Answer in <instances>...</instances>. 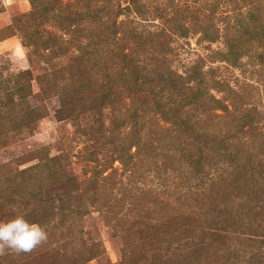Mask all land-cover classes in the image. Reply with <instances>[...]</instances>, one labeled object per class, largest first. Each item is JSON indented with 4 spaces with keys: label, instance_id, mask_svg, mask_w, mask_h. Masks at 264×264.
Masks as SVG:
<instances>
[{
    "label": "rangeland",
    "instance_id": "obj_1",
    "mask_svg": "<svg viewBox=\"0 0 264 264\" xmlns=\"http://www.w3.org/2000/svg\"><path fill=\"white\" fill-rule=\"evenodd\" d=\"M0 264H264V0H0Z\"/></svg>",
    "mask_w": 264,
    "mask_h": 264
},
{
    "label": "clouds",
    "instance_id": "obj_2",
    "mask_svg": "<svg viewBox=\"0 0 264 264\" xmlns=\"http://www.w3.org/2000/svg\"><path fill=\"white\" fill-rule=\"evenodd\" d=\"M48 234L44 227L29 222L24 215L0 221V256L7 251L16 254L28 253L47 241Z\"/></svg>",
    "mask_w": 264,
    "mask_h": 264
}]
</instances>
